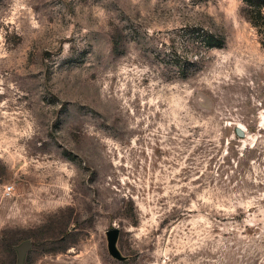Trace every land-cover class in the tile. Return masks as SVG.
Segmentation results:
<instances>
[{"label":"rangeland","instance_id":"rangeland-1","mask_svg":"<svg viewBox=\"0 0 264 264\" xmlns=\"http://www.w3.org/2000/svg\"><path fill=\"white\" fill-rule=\"evenodd\" d=\"M243 6L0 0V264L24 240L23 264H264V46Z\"/></svg>","mask_w":264,"mask_h":264},{"label":"trees","instance_id":"trees-1","mask_svg":"<svg viewBox=\"0 0 264 264\" xmlns=\"http://www.w3.org/2000/svg\"><path fill=\"white\" fill-rule=\"evenodd\" d=\"M243 8L241 10L244 18L255 28L259 42L264 46V0H241ZM223 41L218 43L210 42L211 46L221 47Z\"/></svg>","mask_w":264,"mask_h":264},{"label":"water","instance_id":"water-1","mask_svg":"<svg viewBox=\"0 0 264 264\" xmlns=\"http://www.w3.org/2000/svg\"><path fill=\"white\" fill-rule=\"evenodd\" d=\"M117 235H118V229L115 227L107 231L108 250L115 257H119L116 246H115ZM30 246H31V241L24 240L17 247V253H18L17 264H23L25 253L29 249Z\"/></svg>","mask_w":264,"mask_h":264},{"label":"built area","instance_id":"built-area-1","mask_svg":"<svg viewBox=\"0 0 264 264\" xmlns=\"http://www.w3.org/2000/svg\"><path fill=\"white\" fill-rule=\"evenodd\" d=\"M11 192H12V186H7V187H5L3 194L5 196H9L11 194Z\"/></svg>","mask_w":264,"mask_h":264},{"label":"crops","instance_id":"crops-1","mask_svg":"<svg viewBox=\"0 0 264 264\" xmlns=\"http://www.w3.org/2000/svg\"><path fill=\"white\" fill-rule=\"evenodd\" d=\"M56 264H61V263H56Z\"/></svg>","mask_w":264,"mask_h":264},{"label":"bare ground","instance_id":"bare-ground-1","mask_svg":"<svg viewBox=\"0 0 264 264\" xmlns=\"http://www.w3.org/2000/svg\"><path fill=\"white\" fill-rule=\"evenodd\" d=\"M240 128H242V127H240Z\"/></svg>","mask_w":264,"mask_h":264}]
</instances>
